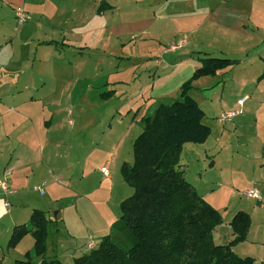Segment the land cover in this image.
Returning a JSON list of instances; mask_svg holds the SVG:
<instances>
[{
	"label": "crops",
	"instance_id": "1",
	"mask_svg": "<svg viewBox=\"0 0 264 264\" xmlns=\"http://www.w3.org/2000/svg\"><path fill=\"white\" fill-rule=\"evenodd\" d=\"M18 8L29 16L36 15L38 19L59 20V29L65 28V21L69 20L66 25H69L71 35L76 36L77 44L69 45L64 39L59 43L37 40L35 47H64V53L74 55L75 62H68L71 67H76L79 58L88 52H106L110 40L119 46V50L139 44L151 47V50L141 54L142 64H139L143 65V72L151 67L155 69L148 74V78L152 79L149 87L139 86V75L133 78V83L137 80V84L132 88L128 87L127 82L119 80L112 83L107 81L97 87L101 90L98 93L100 99V95L105 93L103 89H107L112 92V96L105 101L111 102L115 98L126 101L116 112L119 118L117 122L121 123L123 116H130L129 125H137L139 134L142 131L140 119L152 115L160 103L173 97L172 93L175 97L185 79L182 78L172 93H165L169 77L157 73L162 62L160 57L147 63L145 56L150 51L157 53L161 50V55L170 56L163 69L169 65L168 62H174L175 70L188 64L189 69L184 72L186 79L201 66L199 59L202 54L198 53L209 55L206 51H211L221 56L226 53L228 57L227 53L243 54L239 58H225L240 62L216 72L214 77L194 80L192 88L218 74L229 72L235 66L242 68L244 62L255 60L257 54L263 63L264 72V0H0V28L2 21L9 18V15L14 17V11ZM10 44L12 41L8 40L3 47H9ZM172 46L174 49H171ZM186 47L190 48L183 54L188 55L190 60L187 58L182 62L172 55L176 49ZM192 48L194 50H190ZM216 58L212 56L209 59L219 60ZM147 59L151 60L150 57ZM139 65L136 69H141ZM1 70L5 80H0V181L11 194L4 195L0 190V264H14L32 248L34 241L30 235L23 237L13 249H7L6 245L12 229L25 224L34 209L42 211L51 220L44 260L55 259L61 264H73L74 259L89 253L86 248L89 240L96 242V239L109 234L112 224L120 217L119 204L133 193L120 175L121 165L133 162V142H129V149L122 158L116 152L108 154L105 142L97 143L93 158L98 157L102 161L99 169L104 166L108 170V176L104 177L100 173L102 178L99 186L104 191L101 188L93 190L90 204L79 206L80 194H76L70 187L67 190L66 185L54 177V171L48 165L52 161L48 160L47 163L45 157L46 142L50 141L58 129L52 124L53 115L50 116L51 121H45L47 103L41 102L47 99L42 91L44 84L40 85L38 77L30 75L25 79L18 76L14 80L13 71L7 63L6 67L0 66ZM83 80L86 79L76 78V81ZM28 90L38 94L37 97L28 94ZM262 106L264 100L253 114L256 126ZM244 114L235 117L239 119L231 125H226L229 122H220L218 117L217 122L225 128L219 130L213 141L208 138L201 145L185 144L179 167L184 179L222 217V224L213 230L214 243L223 245L233 240L229 223L235 213L244 212L249 216V229L245 239L233 246L232 251L239 257L251 258L253 264H264V127L262 132L258 129V140L254 145L239 144L236 131L249 123L250 114ZM69 115H74V121L67 118L63 128L72 127V130L78 120L77 116L82 118L85 112L69 109ZM115 117L112 114L110 121ZM58 120L61 119L54 120V123ZM107 125L110 131L114 128L111 124ZM233 125L238 127L234 128ZM112 141L111 145H114L118 138ZM257 145L261 147L260 153L248 151V148ZM195 148H202L196 155L199 168L193 176L187 177V172L192 171L194 164L190 160L184 164L182 159L197 152ZM40 186L43 193L39 196L35 194L32 198L31 194ZM246 191H252L255 198L245 195ZM60 194L65 196H56ZM61 197L68 198L58 204ZM229 203L233 204L230 208Z\"/></svg>",
	"mask_w": 264,
	"mask_h": 264
},
{
	"label": "rangeland",
	"instance_id": "2",
	"mask_svg": "<svg viewBox=\"0 0 264 264\" xmlns=\"http://www.w3.org/2000/svg\"><path fill=\"white\" fill-rule=\"evenodd\" d=\"M67 22L69 20L65 21V28L59 29L60 21L54 18L38 19L36 15H28L26 22L18 24L14 17L9 15V18L2 21L0 28V66L3 65L6 67L7 63L13 71L12 75L14 80L18 76L25 79L30 75L33 78L38 77L41 82L40 85L44 84L42 91L47 99L41 102L47 103L44 113L45 121H51L50 116L53 115L52 124L58 129L57 132L52 134L50 141L46 142L45 157L47 163L48 160L52 161L48 165L52 167L54 177L65 184L67 190L70 187L76 194H80V206L90 204V198H93V190L101 188L104 191V188L99 186V180L102 178L101 174L104 177L108 176V170L104 166L99 169L101 166L100 162L102 161L98 157L93 158L97 143L105 142L107 144L108 154L111 153L112 155L116 152L122 158L124 153L129 149V142L131 141L132 144L139 134L137 125H129L130 116H123L121 118L122 122H117L119 118H117L118 115L116 112L126 101L115 98L111 102H108L100 99L98 93L101 90H98L97 87H100L107 81L112 83L119 80L127 82L129 84L128 87L132 88L137 84V80L133 83V78H136L137 75L140 78L139 86L149 87L152 79L148 78V74L155 71V69L151 67L146 72L142 71L144 70L143 65H139L141 63V54L147 50H151V47L141 46L140 44L137 46L129 45L125 49L119 50V46L110 40L106 52H88L82 55V58H79V63L76 67H71L68 63H74L75 59L74 55L63 52L64 47H62L63 49L58 48L59 46L57 49L53 46L35 47V41L37 40L57 41L59 43L64 39V42L69 45L77 44L76 36L71 35L69 25H66ZM8 40L12 41V45L10 44L9 47L4 48V43L8 42ZM189 48L176 49V52L172 55L180 58L182 62H185L189 57L183 53ZM190 50L194 49L192 48ZM206 52L209 55L202 53V57L212 58L214 56L219 60L239 58L243 55H230V53H227L230 56L228 57L226 53L223 54L224 56H221L211 51ZM149 57L151 60L147 59ZM155 57L162 59L161 65L158 67V75L169 77L167 78V91L165 93H172L184 78V82L188 80L184 73L189 69L188 64H183L179 69L175 70L173 68L174 62H168L169 65L166 66V69H163L164 63L168 61V57L170 56L161 55V50L157 51V53L150 51L146 54L145 59L148 63L149 61L153 62ZM254 58L255 60L244 62L242 68L241 66H235L227 73L218 74L215 78L203 80L204 82L192 88L193 90L188 94L192 99L197 101L199 107L205 114L203 123L211 130L209 141L215 140L219 130L224 127L217 122L220 113L223 114L229 110H238L239 107L236 105L237 99L247 95L246 104L244 102L245 106L243 104L241 114L243 112L250 114L248 118L249 123L238 128L236 133L239 136V144L246 143L248 145H254L257 142L258 129L262 132V128L264 127V106L258 112V126H256L253 114L256 107H259L260 103L264 100V72L263 63L258 59V54ZM33 59L35 60L31 67ZM138 65L141 69H136ZM78 77H84L86 80L76 81ZM0 80H5L3 70L0 71ZM148 82L150 83L148 84ZM103 90L107 92V89ZM26 92L31 96L37 97L38 95L32 90ZM171 95L173 97L167 98V101L178 97V93L175 97L173 93ZM253 103L254 105H252ZM80 108L84 110L85 115L82 118L77 116L78 120L75 122L72 130V127L63 128L64 122L65 124L67 123L65 121L67 118L74 121V115H69L68 117L67 110L73 109L74 111L82 112L83 110H79ZM112 114H115L116 117L113 121H110ZM57 119H61L62 121L58 120L54 123V120ZM237 119L239 118L228 121L229 123L226 125L235 123ZM107 124H111L114 128L110 131L107 129ZM233 126L234 128L238 127ZM37 133L40 134L39 131ZM109 135L112 140L118 138V142H114V145H111L113 141L109 138ZM123 139L125 143H123ZM110 145L113 147H110ZM195 149H197V152L192 153L193 151H191V156H184L182 159L184 164L189 160V162L194 164L192 171L187 172V177L189 175L193 176V173L197 172L199 168V164H197V159L199 158L196 155L202 148ZM249 150L260 153L261 147L257 145L252 149L248 148ZM263 150L262 148V154ZM100 151H102L101 148ZM127 188L130 189L129 191H133L128 185ZM42 193L34 190L33 194H31L33 196L31 197L33 198L35 194L39 196ZM245 195H247L246 192ZM56 196L65 195L60 194ZM248 197L255 198V195L253 193ZM67 198H59L58 204H61ZM79 206L78 208L81 209ZM232 206L233 204H228L229 208ZM48 229L50 230L51 226ZM101 238L96 239V244L99 243Z\"/></svg>",
	"mask_w": 264,
	"mask_h": 264
},
{
	"label": "trees",
	"instance_id": "3",
	"mask_svg": "<svg viewBox=\"0 0 264 264\" xmlns=\"http://www.w3.org/2000/svg\"><path fill=\"white\" fill-rule=\"evenodd\" d=\"M204 57L177 98L160 103L152 115L140 119L142 131L132 144L133 162L120 167L121 178L133 193L119 204L120 217L110 233L73 264H253L251 258L232 251L247 235L249 216L235 213L229 223L233 240L215 244L213 230L222 224V217L184 179L179 167L183 146L201 145L211 134L203 123V110L188 95L191 83L240 62ZM111 96V91L100 95L103 100ZM50 223L34 209L25 224L12 229L7 249L26 235L34 241L24 259L14 264H61L44 260Z\"/></svg>",
	"mask_w": 264,
	"mask_h": 264
},
{
	"label": "built area",
	"instance_id": "4",
	"mask_svg": "<svg viewBox=\"0 0 264 264\" xmlns=\"http://www.w3.org/2000/svg\"><path fill=\"white\" fill-rule=\"evenodd\" d=\"M14 17H15V20L18 24H22L23 22H26L28 19V15L21 9H18L14 13ZM171 49H174V47L172 46ZM245 101H246V97L238 99L237 100V106L239 107V109L227 111V112L223 113L222 115H220V117L218 119L221 122L231 121L232 119H234L235 117H237L238 115L241 114V109H242V106H243ZM0 190H1L2 194H4V195L11 194L8 187L3 182L0 183ZM35 191L42 193L43 189H42V187H36ZM246 194L249 196V195L253 194V192L252 191H246ZM96 245H97L96 242H94L93 240H89V242L86 245V248H87V250H91V249L95 248Z\"/></svg>",
	"mask_w": 264,
	"mask_h": 264
},
{
	"label": "water",
	"instance_id": "5",
	"mask_svg": "<svg viewBox=\"0 0 264 264\" xmlns=\"http://www.w3.org/2000/svg\"><path fill=\"white\" fill-rule=\"evenodd\" d=\"M55 215V214H54Z\"/></svg>",
	"mask_w": 264,
	"mask_h": 264
}]
</instances>
